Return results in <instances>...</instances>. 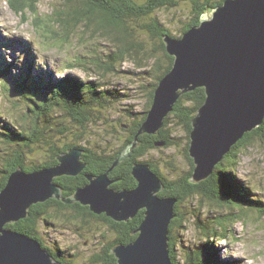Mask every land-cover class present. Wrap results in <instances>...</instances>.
Returning <instances> with one entry per match:
<instances>
[{"label": "rangeland", "instance_id": "obj_1", "mask_svg": "<svg viewBox=\"0 0 264 264\" xmlns=\"http://www.w3.org/2000/svg\"><path fill=\"white\" fill-rule=\"evenodd\" d=\"M30 3L29 0H24L20 9L15 10L9 0H0V66H13L9 77L0 78V122L10 120L12 129L17 131L18 123L24 124L29 119L26 117L21 121L23 112L31 105L28 99L38 100V93L32 89L31 94H24L22 87L17 84L26 79L29 81L44 73L50 74L54 83L68 76L81 81L98 82L103 90L110 88L119 98L107 100L105 109H100L97 105L93 107L94 111H98L97 114L93 112V115L98 116L101 122L94 121L88 125L81 138L76 137L79 132H75L76 126L69 118H63L70 133L65 138L58 137L54 142L57 147L76 144L113 153L121 146L120 141L124 138L122 125L128 122V110L134 109L133 113L138 114L147 109L148 92L153 88L157 76L149 70L154 63L150 54L156 59L154 65H166L158 38L151 37L147 31L143 32L141 26L153 18L178 38L192 17L190 1H178L173 8L160 9L150 20V17L135 18L136 22L128 20L127 26L133 31L134 44L141 51L137 56H127L121 63L117 62L115 71L103 76H100L102 71L95 67L92 60H102L106 54L115 51L104 31L97 30L94 23L89 24L85 20L71 24L68 30L58 23L59 19L72 12V8H83L82 0H74L72 7L64 0H39L36 4ZM93 118L97 120L96 117ZM168 120L171 142L166 147L156 146L157 149L141 161L149 158L157 162L158 170L166 176L177 170L178 174L181 172L180 175H184L188 172L184 151L188 143L187 134L184 125H179L177 119L169 116ZM45 139L49 140L48 136ZM6 152L7 145L0 140V170ZM47 159L45 144L33 146L31 153L26 150L25 167L38 166ZM232 169L236 180L250 190L248 200L257 199L264 204V138H256L242 150ZM227 178L234 182L230 177ZM229 186L233 184L230 183ZM231 190L230 193L227 192L230 199L226 207H219L203 196L187 199V204L179 207L180 213L184 214L183 223L181 228L177 227L172 232V237L179 241V248L184 251L197 250L205 239L209 240L224 264H264V205L263 213L259 215L246 203L243 205L240 201L235 202L233 198L236 195ZM241 207L243 213L240 212ZM76 216L78 214L72 210H62L57 218H46L51 228L47 230L48 225H45V229L40 227V232L47 242L53 241L67 254L64 259L69 264H91L90 257L97 254L105 243L101 237L111 239L110 231L106 224L103 225L96 219L82 216L77 219ZM226 216H230V220L226 218L221 229L217 222L219 217L223 219ZM206 224L215 228L217 234L223 230L226 239L203 236L200 225Z\"/></svg>", "mask_w": 264, "mask_h": 264}, {"label": "water", "instance_id": "obj_2", "mask_svg": "<svg viewBox=\"0 0 264 264\" xmlns=\"http://www.w3.org/2000/svg\"><path fill=\"white\" fill-rule=\"evenodd\" d=\"M162 40L166 54L173 58L171 68L158 82L133 142L107 172L86 176L85 186L62 197L54 180L76 177L85 168L80 161L83 150L69 149L56 156L52 167L30 173L17 168L9 175L0 191V264H60L36 240L6 228L25 219L32 205L50 199L65 205L78 203L114 222L132 219L144 208V217L133 232L136 237L115 245L110 253L116 264H172L169 226L176 200L157 197L163 185L146 164H133L131 175L137 185L130 191L109 189V171L133 154L139 136L155 135L178 99L197 88L204 89L205 100L191 121L188 155L194 163L192 184L207 179L246 133L262 125L264 0H224L180 38L164 36Z\"/></svg>", "mask_w": 264, "mask_h": 264}, {"label": "trees", "instance_id": "obj_3", "mask_svg": "<svg viewBox=\"0 0 264 264\" xmlns=\"http://www.w3.org/2000/svg\"><path fill=\"white\" fill-rule=\"evenodd\" d=\"M24 0H9V4L17 9L22 6ZM32 4H36L39 0H29ZM178 1L182 0H82L84 4L83 8H72V12L59 19L58 23L62 24L63 28L68 30L71 24L77 23L79 20H85L89 24L94 23L97 30L104 31L103 33L107 36L108 40L114 46L115 51L110 54H106L105 58L102 60L93 59L95 67L99 69L100 76L104 74L107 75L115 71V64L117 62H122L127 56H137L141 50L138 45L134 44V34L130 31L127 22H136L135 18H146L152 16L160 9L163 8H173L177 5ZM190 1L192 5V17L187 25L181 32L180 38L184 33H186L192 27L198 26L200 18L209 10L222 5L224 0H184ZM64 2L72 7L74 0H64ZM32 8V7H31ZM33 9V8H32ZM143 32H148L151 37L158 38L160 43V48L164 52V59L166 60V65L161 67L155 64L156 59L150 54L151 60L154 61L153 65L149 70L157 74L155 76V82L152 86L153 88L149 90L147 109L142 113H133L134 109L128 110V122L122 125L123 130V140L121 146L118 148L119 152L111 153L109 151H104L100 148L95 150L89 147L80 146L76 144H65L63 147H57L56 141L58 137L65 138L69 135V130L66 124L63 123V118H69V120L76 126L74 128L75 132L78 130L79 134H76L77 138H81V134L84 133L86 127L91 125L92 122H101L98 116H94L98 111H94L93 107L97 105L100 109H105L106 101L109 99H117V94L112 89H104L101 84L94 81H81L72 77H65L54 83L50 74H42L38 78H30L29 81L24 80L17 84L22 87L24 94H31V90H36L38 93V100L28 99L31 105L27 106V110L23 112L21 121L23 118L29 117L27 122L24 124L18 123L19 130H13L9 121L1 120L0 124V140L7 145V152L5 158H3L2 169L0 170V191L6 184L9 175L14 172L17 168H22L27 173L33 172L35 170H40L44 168H49L54 166L56 161V156L62 152L69 149H80L85 151L86 158L81 161L87 166V169L92 167V164L96 162H104L109 157L108 164L112 166L113 161L120 154L121 151L125 149L126 146L133 142V139L139 130L141 124L145 121L146 114L151 106L153 93L158 85V82L163 78V76L170 70L173 63V58L168 56L165 52V47L162 38L164 36L174 37L170 34L169 30L161 24L156 19H151L150 22L145 23L141 26ZM143 34V33H142ZM141 46V45H140ZM82 62V61H81ZM13 69V66L1 65L0 66V78L5 79L9 77ZM36 70V68H34ZM32 73L31 69H29ZM30 73H28L30 75ZM2 76V77H1ZM154 78V76H153ZM19 80L18 78H15ZM16 83V82H15ZM107 83V82H106ZM108 85V83H107ZM205 100V91L203 88H197L192 92L182 95L178 101L174 104L172 112L165 118L164 126L158 131L156 135L143 134L138 137V146L133 151L132 159L126 158L121 161L119 167L115 170L117 172L114 175L115 178L127 179L131 176V169L133 164H146L151 167V169L157 174L161 175L163 181L167 186V192L170 193L172 199L176 200L175 208V218L172 220V227L170 226L169 234V257L172 264H224L223 261L217 256L216 252L213 250L211 242L205 239L204 243L198 247L197 250L184 251L179 248V241L174 240L172 237V232L176 230L177 227L181 228V224L184 220V214L180 213L179 207H184V203L187 204L186 200L192 196H203L207 198L212 203L218 205L219 207H226L229 203V197H227V192L231 190L236 197L233 199L238 203L240 201L243 205H246L262 215L263 202L257 199L248 200V193L250 192L242 183L236 180V175L232 168L235 167L242 150L250 146L256 138H264V121L261 126L256 128L250 133H246L241 140H239L236 145H234L228 154L225 155L223 160L214 168L213 173L204 181L198 184H192L190 178L193 174L194 163L193 160L189 158L188 148L190 143V132H191V121L196 115L197 110L203 104ZM117 101V100H116ZM102 111V110H101ZM100 111V112H101ZM103 112V111H102ZM172 116L177 119L179 125H184V129L187 134V144L184 148L186 160L188 163V172L184 175H178V178L171 180L170 175L166 176L160 172L157 168V162H154L148 158V160L143 158L150 150L157 149V143H165L163 146H168L171 142L170 131L168 130V125L170 122L168 117ZM93 117H96L95 120ZM30 118L32 121H30ZM29 121V122H28ZM48 136L49 140L45 139ZM54 136V137H53ZM57 136V137H56ZM45 144L47 146L48 159L42 162L40 165H35L32 167H25L24 159L26 150L31 153L33 146H40ZM94 149V148H93ZM150 156V155H149ZM148 157V156H147ZM145 157V158H147ZM175 157V156H173ZM237 159V161H236ZM86 169V168H85ZM169 171V169L167 170ZM87 173V171H85ZM169 174V173H168ZM167 174V175H168ZM227 177H230L234 182H231ZM227 184L225 185V183ZM86 177L82 175L80 178H66L61 177L54 180V183L59 185L61 189L64 190L65 197L69 196L78 187L85 184ZM230 183L233 186H229ZM86 185V184H85ZM84 185V186H85ZM80 187V188H82ZM231 188V189H230ZM62 190V191H63ZM234 190V191H233ZM230 193V192H229ZM242 198V199H240ZM49 203V204H48ZM43 204L32 205L28 210V216L25 219L18 221L17 223L7 225L6 228L17 231L29 238H32L39 242L42 248L60 264H68L65 259L59 260L54 252L50 249H46L42 244L45 236L40 232L39 227H44L48 225L46 218H57L56 215L46 214V210L50 207H55L58 210H72L78 219L79 216L83 218H94L104 225H107V229L116 232V241L113 243H107L106 246L101 247V250L90 257L91 264H116L114 256L110 253L112 247L117 244H127L134 239V236H129L128 232H125L121 224H114L112 228L108 222L109 219L105 217H99L92 214L87 207H81L78 203L73 205H65L63 203H57L47 201ZM243 207L239 208L242 212ZM254 208V209H253ZM230 216L219 217L218 227L222 229V223L224 220ZM218 219V218H217ZM51 225H48L47 229H50ZM110 226V228H109ZM203 231V236L208 238L210 235L214 237H221V239H226L225 234L219 232L216 233V229L209 225H200ZM45 228V227H44ZM217 228V227H216ZM104 241L106 236L101 237ZM59 247L56 246L57 251ZM183 248V246H182ZM64 253V252H60Z\"/></svg>", "mask_w": 264, "mask_h": 264}, {"label": "flooded vegetation", "instance_id": "obj_4", "mask_svg": "<svg viewBox=\"0 0 264 264\" xmlns=\"http://www.w3.org/2000/svg\"><path fill=\"white\" fill-rule=\"evenodd\" d=\"M158 133V132H157ZM156 133V134H157ZM155 134V135H156ZM157 143V142H156ZM164 145H165V143H164ZM164 147H166V146H164ZM154 149H152V150H150V152H148V154H146V155H148L149 156V153H151L152 151H153ZM156 150V149H155ZM116 152H119V149H117V150H115L113 153H116ZM112 153V154H113ZM134 154V153H133ZM133 154L131 155V156H133ZM146 155L143 157V158H145L146 157ZM111 156H113V155H110L109 157H111ZM129 157L130 158V160L132 159V157ZM109 157L107 158V159H105L104 160V162H102V163H98V162H94L93 164H92V167L91 168H89V169H87V166L85 165V168L80 172V174L79 175H77L76 177H66V176H63V177H66V178H80L82 175H84L85 177L86 176H92V177H97V176H99L100 174H104L105 172H107L110 168H111V166L108 164V161H106V160H109ZM86 158V153H85V151H83L82 152V154H81V157H80V159H81V161H83V159H85ZM142 159V158H141ZM120 165V164H119ZM119 165H118V167H119ZM150 167V166H149ZM116 169H117V167H116ZM115 168L113 169H111V171H109V174H108V179H109V181H111V183L109 184V186H108V188L109 189H111V190H114V191H121V190H124V191H130V190H132V189H134L135 187H136V185H137V183H136V181L134 180V178L132 177V175L131 176H129V177H127V179H120L119 177L118 178H115L114 177V175H116L117 174V172L115 171L116 170ZM150 169H151V167H150ZM85 171H87V173L85 172ZM151 171L153 172V173H155V175L158 177V179L161 181V183H162V185H163V189H162V191L158 194V198H161V199H165V198H172V196L170 195V193H168L167 192V186H166V184H165V177L163 178L161 175H159V174H157L156 172H154L152 169H151ZM176 175L178 176L179 174H178V170L175 172V173H170V178L171 179H173L174 178V180L175 179H177L178 177H176ZM59 178H61V177H59ZM57 179V178H56ZM163 179H165L164 181H163ZM88 183V181L87 180H85V184H87ZM84 184V185H85ZM83 185V186H84ZM80 187H82V186H80ZM80 187H78V188H80ZM63 190V189H62ZM73 193V192H72ZM71 193V194H72ZM64 195V190L62 191V197H65V196H63ZM48 201H50L51 203H53L54 201L55 202H57V203H61L59 200H55V199H50V200H48ZM47 202V201H46ZM46 202H44V203H46ZM44 203H41V204H43V205H46V204H44ZM49 204V203H48ZM82 207V206H81ZM88 208V207H87ZM61 211L62 210H58V209H56L55 207H50V209H48V210H46L45 212H46V214H48V215H57V216H60L61 215ZM93 214V213H92ZM144 214H145V209L143 208V209H140L139 211H138V213L136 214V216L135 217H133L132 219H128L127 221H125V222H114L113 220H111L110 218H108V217H106L105 216V214H101V215H96V216H99V217H105V218H107V219H109V222H108V224L113 228L115 225L114 224H121L120 225V227H123L125 230H127V231H125V232H128V234H129V236H131V237H133L134 236V238L136 237V234H134L133 232L135 231V230H137V227L139 226V224H140V222L142 221V219H143V217H144ZM95 215V214H94ZM175 208H174V218H175ZM173 218V219H174ZM94 219V218H93ZM172 219V220H173ZM172 220H171V223H170V226L172 227ZM104 225V224H103ZM110 226H109V228H110ZM170 226H169V234H170ZM39 229H41L40 227H39ZM43 229H45L44 227H43ZM111 229V228H110ZM47 230H50V229H47ZM47 230H45V231H47ZM112 231H110V237H111V239L110 238H107V236H106V239H105V243L102 245V247L103 246H106V244L107 243H113V242H115L116 241V232L117 231H114L113 229H111ZM17 232V231H16ZM102 234V233H101ZM43 237H44V234H43ZM46 239V238H45ZM108 240V241H107ZM48 240L46 239V242H44L43 241V247H45L46 249H50L51 251H53L54 252V255L59 259V260H61V259H63L64 260V256H67V254H65V253H60V252H62L59 248L57 249V251L59 252V254L56 252V250H55V247L56 246H58L57 244H55L53 241L51 242V240L49 241V242H47ZM39 243V242H38ZM40 244V243H39ZM41 245V244H40ZM42 246V245H41ZM66 262V261H65ZM66 263H68L69 264V262H66Z\"/></svg>", "mask_w": 264, "mask_h": 264}, {"label": "clouds", "instance_id": "obj_5", "mask_svg": "<svg viewBox=\"0 0 264 264\" xmlns=\"http://www.w3.org/2000/svg\"><path fill=\"white\" fill-rule=\"evenodd\" d=\"M58 262V261H57Z\"/></svg>", "mask_w": 264, "mask_h": 264}]
</instances>
